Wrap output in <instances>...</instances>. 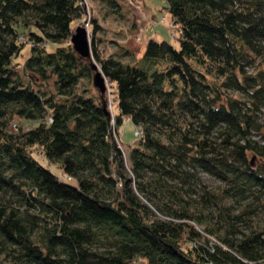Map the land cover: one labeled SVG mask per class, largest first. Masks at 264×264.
Instances as JSON below:
<instances>
[{
  "label": "trees",
  "instance_id": "16d2710c",
  "mask_svg": "<svg viewBox=\"0 0 264 264\" xmlns=\"http://www.w3.org/2000/svg\"><path fill=\"white\" fill-rule=\"evenodd\" d=\"M164 1L178 48L127 61L95 19L74 52L83 0H0V264H264V0Z\"/></svg>",
  "mask_w": 264,
  "mask_h": 264
},
{
  "label": "rangeland",
  "instance_id": "374dc122",
  "mask_svg": "<svg viewBox=\"0 0 264 264\" xmlns=\"http://www.w3.org/2000/svg\"><path fill=\"white\" fill-rule=\"evenodd\" d=\"M83 1L86 7V15L76 22L74 27L75 29L77 27L86 29L88 41L91 45L92 19L97 21L99 25L96 38L99 41H97V46L104 58L126 51L129 55L127 56V61L139 59L142 57L146 42L150 39L157 42L165 41L178 48L177 39L173 35L177 32V28L172 26L170 14L165 10L167 4L164 0H114L116 3L119 2L121 4V10L124 15L122 19L110 14L102 0ZM22 53L23 57L21 56V58L15 60L16 62H22L24 57L30 54V48L27 46ZM17 72L20 76H23L21 69H18ZM47 90L52 91L50 85ZM106 91L109 110L115 113L116 108L114 104H111L114 99V88L107 82ZM262 122L264 124V118ZM34 126V123L15 117L10 123V131L17 132L19 128L28 130ZM135 130L136 127L128 120L124 121L122 127L118 130L119 144L125 155L138 141V136H135ZM33 151L40 163L48 167V162L41 157L40 152L37 149H33ZM254 161L252 162L253 164ZM50 169L54 174H58L55 167H50ZM202 180L212 190L219 189L222 186L218 181L206 175H202ZM260 217L262 222H264V213L260 214Z\"/></svg>",
  "mask_w": 264,
  "mask_h": 264
},
{
  "label": "water",
  "instance_id": "95a60500",
  "mask_svg": "<svg viewBox=\"0 0 264 264\" xmlns=\"http://www.w3.org/2000/svg\"><path fill=\"white\" fill-rule=\"evenodd\" d=\"M71 44L74 52L82 59L90 57V44L88 41L87 31L83 27H77L74 34L71 37ZM92 69L95 72L93 76V86L95 89L104 93L106 91V80L102 74L98 71L96 65H92ZM254 159H252L251 163Z\"/></svg>",
  "mask_w": 264,
  "mask_h": 264
},
{
  "label": "built area",
  "instance_id": "2783aa9c",
  "mask_svg": "<svg viewBox=\"0 0 264 264\" xmlns=\"http://www.w3.org/2000/svg\"><path fill=\"white\" fill-rule=\"evenodd\" d=\"M140 133L138 131H135V136L139 137Z\"/></svg>",
  "mask_w": 264,
  "mask_h": 264
}]
</instances>
